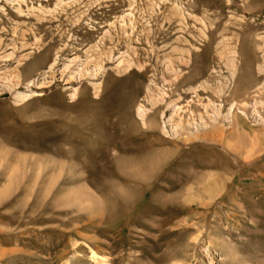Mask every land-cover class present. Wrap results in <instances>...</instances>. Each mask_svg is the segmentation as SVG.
Listing matches in <instances>:
<instances>
[{"label":"rangeland","instance_id":"374dc122","mask_svg":"<svg viewBox=\"0 0 264 264\" xmlns=\"http://www.w3.org/2000/svg\"><path fill=\"white\" fill-rule=\"evenodd\" d=\"M91 251L264 264V0H0V264Z\"/></svg>","mask_w":264,"mask_h":264},{"label":"bare ground","instance_id":"6f19581e","mask_svg":"<svg viewBox=\"0 0 264 264\" xmlns=\"http://www.w3.org/2000/svg\"><path fill=\"white\" fill-rule=\"evenodd\" d=\"M157 155V154H156ZM157 158V157H156ZM152 159V158H151ZM157 160V159H156ZM150 162V161H149ZM153 162V161H152ZM157 162V161H156ZM157 165V164H156ZM147 166V165H146ZM143 167V166H142ZM153 168V167H152ZM149 172V171H148ZM153 172V171H152ZM140 173V172H139ZM144 173V172H143ZM147 174V173H146ZM137 175V174H136ZM135 176V175H134ZM152 177V176H151ZM144 178V177H143ZM140 179V178H139ZM135 180H137V179H135ZM197 183V182H196ZM121 192V191H120ZM125 197V196H124ZM120 198V197H119ZM123 198V197H122ZM121 199V198H120ZM125 204V203H124ZM199 204V203H198ZM191 205H192V202H191ZM195 205V204H194ZM189 208V207H188ZM196 208V207H195ZM199 208V207H198ZM197 209V208H196ZM200 209V208H199ZM198 209V210H199ZM189 211V210H188ZM184 223V222H183ZM187 223V222H186ZM184 225V224H183ZM185 227V226H184ZM187 228V227H186ZM91 260H92V262L94 263V264H106V260L103 258V257H101V256H99V255H97V253L96 252H94V251H91Z\"/></svg>","mask_w":264,"mask_h":264}]
</instances>
